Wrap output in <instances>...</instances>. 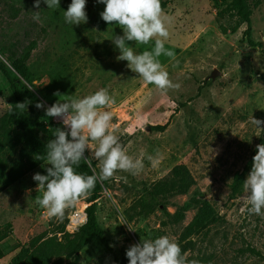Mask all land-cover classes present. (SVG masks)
Here are the masks:
<instances>
[{
    "label": "rangeland",
    "instance_id": "1",
    "mask_svg": "<svg viewBox=\"0 0 264 264\" xmlns=\"http://www.w3.org/2000/svg\"><path fill=\"white\" fill-rule=\"evenodd\" d=\"M33 2L0 0V62L10 70L11 61L25 62L30 81L16 74L18 86L44 104L32 117L39 123L52 120L45 108L58 100L108 88L116 98L106 109L112 113L109 131L119 136L132 157L141 153L162 156L155 168L145 159L140 174L117 172L101 182L96 215L107 245L92 240L63 264H113L114 256L126 257L131 245L162 235L174 238L187 259L200 264H264V217L247 212L250 204L243 187L250 170L243 172L236 195H230L229 187L261 137L264 144V123L256 126L253 120L264 122V58L260 48L245 41V24L233 29L237 18L227 10L231 0H167L163 12L170 18V35L165 47L175 56L159 59L179 87L166 92L145 83L126 66L127 61L117 60L120 53L110 39L123 35V30L115 22L102 20L103 4L87 0V22L72 26L63 18L71 0H60L55 10L43 3L35 9ZM37 10H41L42 24L31 19ZM250 18V38L264 48V0ZM128 44L139 52L154 46V42ZM13 103L0 69V118ZM164 124L163 131L152 128ZM90 148L94 150L95 142L90 141ZM19 149L9 148L3 157L11 161ZM178 164H184L195 181L187 193L167 196L145 216L128 211ZM46 167L50 165L45 161L0 190L5 250L0 264H24L34 245L49 237L61 240L64 234L73 235L86 222L90 205L86 198L67 208L63 220L49 218L35 203L42 191L36 190L32 177L46 174ZM93 167L98 172L99 162L94 161ZM195 201L208 202L216 220L182 239L198 212L192 206ZM184 203H189V209L183 220L174 222L165 215L164 208L172 215ZM131 215L133 220H129Z\"/></svg>",
    "mask_w": 264,
    "mask_h": 264
},
{
    "label": "clouds",
    "instance_id": "2",
    "mask_svg": "<svg viewBox=\"0 0 264 264\" xmlns=\"http://www.w3.org/2000/svg\"><path fill=\"white\" fill-rule=\"evenodd\" d=\"M41 3L48 10H55L60 0H34L33 8L39 9ZM86 3L87 0H71L67 10L63 11L64 22L72 26L86 23ZM96 3L105 6L100 13L102 20L109 24L115 22L123 30V35H113L110 39L119 50L117 60L127 61L126 66L132 72L161 92L179 87L169 78L159 59L162 55L168 58L175 56L171 49L165 47L170 35V18L163 12L161 0H96ZM40 12H32L33 22L43 23ZM129 41L143 45L154 42V46L151 50L139 52L129 46ZM115 103V95L108 88H100L83 97L58 100L45 108L47 117L59 118L62 122V127L55 128L53 138L45 146L44 159L50 167L45 168L46 174L38 172L32 177L37 182L36 190L42 191V196L35 197V203L49 218L63 220L67 208L89 196L98 183L112 178L117 172L136 176L145 168V159L153 168L161 162L159 153L155 156H145L144 153L130 156L119 136L109 131L112 113L106 109ZM17 107H24V103ZM36 107L43 108V102H37ZM253 120L256 126L264 123ZM90 141L95 142L94 150L90 148ZM256 148L243 187L250 204L247 212L264 217V144ZM86 150H91L88 156L85 155ZM82 161L91 169V174L77 171ZM94 161L99 162L98 172L93 167ZM126 257L128 264H200L198 260H188L179 243L168 235L131 245L126 250Z\"/></svg>",
    "mask_w": 264,
    "mask_h": 264
},
{
    "label": "trees",
    "instance_id": "3",
    "mask_svg": "<svg viewBox=\"0 0 264 264\" xmlns=\"http://www.w3.org/2000/svg\"><path fill=\"white\" fill-rule=\"evenodd\" d=\"M167 0H161L162 10L167 6ZM260 4V0H231L227 10L232 12L237 18V23L233 29L239 25L245 24L246 29L243 33L245 41L251 47L260 48V52L264 58V48L260 43L253 42L250 38L251 30V14L255 7ZM13 70L7 68L3 62H0V69L10 85V91L13 96L14 103L10 109L0 118V190H3L13 183L19 181L25 174L37 168L44 163V153L46 152V143L52 139L55 128L62 127L61 124L52 120L39 123L32 117L36 110L38 98L26 90L23 93L17 82L16 74L22 79L29 82L30 73L22 59L11 61ZM24 103V107H17L18 104ZM154 130L163 131L164 125H156L152 127ZM263 144L261 137L257 145ZM256 145V146H257ZM19 146L17 156L8 161L3 157L5 150ZM257 148L250 154L249 160L243 171L234 173L232 181L229 185L230 195L234 196L239 192L242 185V174L246 170H251L252 158L256 154ZM77 171L91 174L86 164L82 161ZM195 184V181L184 164L174 166L170 171V176L158 181L150 189H147L143 195L138 197L128 208V211H136L139 215H148L152 213L160 204V200H165L167 196L175 194H184ZM102 190L101 183H98L94 190L86 200L90 205L86 209V222L80 226L79 230L73 234L62 235L61 240L55 237H49L40 242L34 248L24 264H63L75 254L81 251L89 242L97 240L103 245H107V240L103 237V230L96 215V200L100 196ZM192 206L198 207V212L191 222V225L184 230L182 239L189 234L202 230L208 224L216 220V215L212 207L206 201H195ZM135 209H138L135 210ZM189 209V203H184L177 207L174 214L168 213L163 209L167 217L173 218L174 222L183 220L185 212ZM129 220H133V216H129ZM4 236L0 234V259L5 255L2 245ZM35 244V242L33 243ZM71 264V263H67ZM113 264H128L127 257L114 256Z\"/></svg>",
    "mask_w": 264,
    "mask_h": 264
},
{
    "label": "built area",
    "instance_id": "4",
    "mask_svg": "<svg viewBox=\"0 0 264 264\" xmlns=\"http://www.w3.org/2000/svg\"><path fill=\"white\" fill-rule=\"evenodd\" d=\"M52 121L62 125V122L59 120V118L52 117Z\"/></svg>",
    "mask_w": 264,
    "mask_h": 264
}]
</instances>
